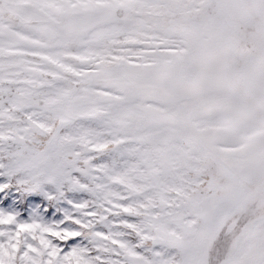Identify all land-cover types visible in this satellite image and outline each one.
<instances>
[{"label": "snow or ice", "instance_id": "obj_1", "mask_svg": "<svg viewBox=\"0 0 264 264\" xmlns=\"http://www.w3.org/2000/svg\"><path fill=\"white\" fill-rule=\"evenodd\" d=\"M0 264H264V0H0Z\"/></svg>", "mask_w": 264, "mask_h": 264}]
</instances>
